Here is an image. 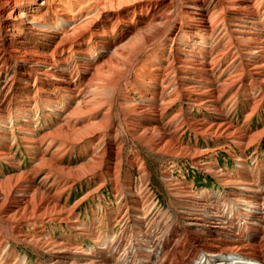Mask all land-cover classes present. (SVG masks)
<instances>
[{"label": "bare ground", "instance_id": "6f19581e", "mask_svg": "<svg viewBox=\"0 0 264 264\" xmlns=\"http://www.w3.org/2000/svg\"><path fill=\"white\" fill-rule=\"evenodd\" d=\"M182 4L185 10L178 0H0V74L14 60L32 62L21 84L42 87L52 81L69 108L62 110L53 95L44 102L64 119L100 104L97 96L117 84L143 87L142 102L126 99L124 106L148 121L133 129L150 145L146 149L170 160L190 159L226 190L219 196L205 188L195 192L167 168L162 181L169 207L159 206L145 157L135 156L124 171L119 146H96L88 163L76 169L58 166L40 153L41 145L46 144L45 150L58 145L50 152L58 154L64 145L97 135L101 124L71 130L56 122L45 136L22 140L40 153L36 166L49 169L43 185L53 174L70 180L50 192L55 182L34 185L31 173L21 169L0 179V264H28L18 245L36 254L37 264H264V158L259 159V146H250L264 137V127L247 136L242 126L226 119L236 113L245 91L252 95L246 118L264 110V0ZM123 26L130 28L127 36L110 40ZM35 38L44 43H33ZM88 45L106 49V57L99 65L88 63L84 96L77 101L80 91L72 74L61 67L66 62L62 57L71 53L86 59ZM116 74L121 76L113 81ZM13 80L0 86V105ZM183 99L189 109L219 115L212 121L189 118L190 130L205 138H226L235 146L198 151L174 143V136L185 129L177 120L185 109L180 105L171 119H159ZM19 112L29 117L30 108ZM5 124L0 108V127ZM251 147L255 150L249 154ZM222 149L234 160L235 173L207 158ZM6 153L0 151L4 160L10 159ZM86 177L96 186L68 207V197L61 201V194ZM108 187L113 205L91 207L83 216L80 205ZM49 225H57L61 234L47 231Z\"/></svg>", "mask_w": 264, "mask_h": 264}, {"label": "rangeland", "instance_id": "374dc122", "mask_svg": "<svg viewBox=\"0 0 264 264\" xmlns=\"http://www.w3.org/2000/svg\"><path fill=\"white\" fill-rule=\"evenodd\" d=\"M182 1L183 0H178V3L180 5V9L185 10ZM138 19L139 18H137V20ZM129 29H130L129 27L123 26L122 30L119 31V33L113 36L110 40L113 39L114 42L118 40L120 36L125 38L129 33L128 32ZM32 42L33 43L36 42L37 44L44 43V41L39 40L38 38L33 39ZM86 47H87L86 49L89 50V55L86 59L72 57L71 53H68V54H64L62 57L66 59L65 64L63 66H61V64H56L55 66L57 70H60V66L64 67L67 72L72 74L73 76L72 83L75 84L74 85L75 90L76 92L80 91L78 94L79 96H77V101L81 100L82 97L84 96L83 89L84 88L86 89L85 85L88 79V76L85 73V69L88 67V63L99 65L101 64V62H103V60L106 57L105 54L106 49H103L102 47H98V46L90 47V45ZM57 62L58 61H56V63ZM30 63L32 62H22V61L19 62L17 60H14L12 61V63L9 64V67L7 68V70H5L6 72L3 71L0 74V86L3 84V82L6 79L14 78L13 82H11L12 91L9 92L7 96L3 94L2 96V98L4 97L2 99L3 103L0 105L1 114L6 118V124H5L6 128L0 127V132L2 133V134L0 133V151L7 152L6 154L9 155L10 157V159H5V160L4 158L0 157V161H1L0 179L4 178L6 175L13 174L21 169V171H25V172L27 171L31 173V178L33 180L32 182L35 183L34 185H38V186L41 185L40 187H46L51 183L53 184L55 182L54 183L55 186L53 185L52 188H50V192H54V190L55 189L57 190L59 185H61L64 180L68 182L70 179H68L69 177H67L66 175L53 174L54 176L52 175L51 177H49L50 180L48 179V182L46 181V183H44L43 185V183H41L43 182L42 178L44 177V175H46L49 169L47 167L39 168L38 166H36V162L38 161L40 153H42L45 156V158H47L49 161L52 160L51 162H53L58 166L76 169L79 168L82 164L85 165L86 163H88L89 157L91 153L94 151V149H96V146L103 145V146L120 147L121 149L120 156L123 161L124 171L128 169L129 160H134L135 156L137 155L139 156L141 155L142 157L143 156L145 157L147 170L150 174V178L152 179L150 187L153 188L154 192L157 195V199L160 201L159 206L167 207V209L169 207V196H167L168 193L167 190L164 188L163 185L164 183L162 181V174L167 168H169V171L174 179H178L181 182L188 183L193 187V191L195 190V192H199L203 188H205V190L209 194L212 195L215 194L216 196L222 195L223 193L226 192V190H224L221 186L218 185V183L216 182L215 178L212 175L194 166L190 159L185 158V159L170 160L165 155L154 154L146 149L147 148L146 146H150V145H147V143L144 142L143 139L138 138L135 135L133 129L135 124L139 123L144 125L148 123V121L136 117L131 112L130 109H127L124 106V102L126 101V99H131L133 100V102H142L143 98H141L140 95L144 92L143 87L132 88L129 83H123L122 85L117 84L116 87L112 86L113 87L112 90H106L104 91L105 92L104 94H100L99 96H97V98L101 102L100 104L93 105L94 107L88 105L87 108L85 109L86 112L84 113L80 112L72 116L71 119H64L61 118L60 112L50 110L46 106V102H44L49 95L51 96L53 95V97H56L57 100L60 102L62 110L69 108V104H66L65 95L61 94L56 89V86L52 81L44 83L42 87L30 86L28 88H24V86L21 84V82L23 81L22 80L23 74L29 72L28 70L30 68L29 67ZM120 76H121L120 74L114 75L112 78L113 81ZM46 91H48L49 93H47ZM251 96L252 95L250 94L249 91H245L244 94L241 96V98H239L238 102L236 103L237 104L236 113L231 112L229 113V115H226L227 116L226 119L229 120L231 123H233L234 126L240 128L242 126L240 131L247 136L256 133V131H259V129L261 130V128L264 127V110L261 111V113H259L256 116L250 117L249 119L246 118L247 116L246 114L248 113L247 109L250 107V103L247 101H249L248 99H250ZM72 104L73 102L71 101L70 107L73 106ZM180 105L185 110L177 120L179 124L183 123L185 129L181 131L182 133L179 132L176 134V136H174L175 137L173 140L174 143H176L179 146H187L191 149H197L198 151L213 149L214 147L217 148L220 146H235V144L231 143V141H228V139L226 138L223 139L222 138L215 139L211 137L205 138L204 136L196 135L192 130H190L191 128H189V126L191 125V123L189 121V118L193 120L202 118L205 119L206 121L208 120L212 121L215 120V117H218L219 115L217 116L215 114H211L209 112H206L204 109H201L202 111L195 108L189 109L185 99L176 102L175 106H173L170 109H167L162 115V117L159 119V123H164L166 119L167 120L169 118L171 119L173 115H175L176 110L180 107ZM23 107H28V109L30 108V112L28 113L29 117H27V114H23L19 112V109ZM187 109L188 112L186 113ZM56 122L58 124L65 126V128H69L71 130L75 128H77V130L84 129L86 127L91 128V126H96L100 124L101 126L98 127L99 131L97 135H95L94 137L76 141L74 142V145L73 143L64 145L65 149L60 150L58 154L56 153L50 154V152L53 153L54 151L53 149H55V147L58 145L54 146L53 148L51 147L48 150H45L44 148L46 144L44 143L43 145H41L42 150H40L39 154H37L36 151L28 149L26 147L27 144L25 143L24 140H22V137L26 136V137L37 138L38 136V138H40L42 136H45L50 130L54 129L58 125ZM19 127L26 128V130L27 129L28 130L27 132L26 131L22 132L21 130H19ZM167 129H171V128L167 127ZM183 132H185V134ZM47 138L52 139L51 136H47L46 139ZM98 139L101 140L100 142L97 143ZM103 139H105V141ZM255 143L251 144L250 146L253 145L259 146V153H260L259 159L262 160V158H264V137L263 138L261 137ZM254 150L255 147H251L248 153L250 154ZM31 151L32 153H30ZM36 156L37 158L34 159ZM57 158L59 161L57 160ZM207 158L209 159L212 158L216 160L221 168L232 170V172L234 171V173L236 172V169H234L235 168L234 160L223 149L219 150L216 156H212V157L208 156ZM249 164H251V160H249ZM56 180L58 181L56 182ZM95 186L96 183L90 180L89 177L83 178L81 181H78L74 187L66 190L65 191L66 193L63 192L61 194V201H64L67 196L68 200L67 199L66 200L69 207L70 205H72V203L78 201L79 199L87 195L89 191L92 190ZM99 195H103L101 201L99 199L100 197ZM99 195H93L94 197L91 196L89 200H85L80 205V211L82 212L83 216H86V213H89L91 211L90 210L91 207L97 208L98 205L101 204L104 205L105 203L108 204L110 203L111 206L113 205V203L111 202L112 192L109 189V187L105 188L103 192H101ZM46 229L47 231L51 229L52 230L55 229L54 231L56 233V236H59L61 234L57 225H54L53 227L49 225L47 226ZM17 251L21 254L22 257L25 256L27 257L28 264H37V261H39L38 256L34 254L29 248H26L23 245H18ZM45 258L46 256L43 255L41 258L42 261H44Z\"/></svg>", "mask_w": 264, "mask_h": 264}]
</instances>
